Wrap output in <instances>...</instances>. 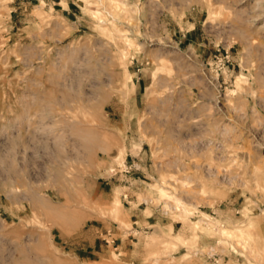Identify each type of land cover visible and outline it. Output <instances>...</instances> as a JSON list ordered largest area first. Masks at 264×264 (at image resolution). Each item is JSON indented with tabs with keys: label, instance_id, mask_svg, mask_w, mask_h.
Instances as JSON below:
<instances>
[{
	"label": "rangeland",
	"instance_id": "rangeland-1",
	"mask_svg": "<svg viewBox=\"0 0 264 264\" xmlns=\"http://www.w3.org/2000/svg\"><path fill=\"white\" fill-rule=\"evenodd\" d=\"M0 264H264V0H0Z\"/></svg>",
	"mask_w": 264,
	"mask_h": 264
}]
</instances>
